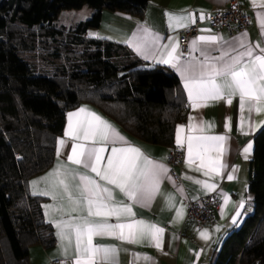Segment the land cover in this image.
<instances>
[{
	"label": "trees",
	"instance_id": "16d2710c",
	"mask_svg": "<svg viewBox=\"0 0 264 264\" xmlns=\"http://www.w3.org/2000/svg\"><path fill=\"white\" fill-rule=\"evenodd\" d=\"M151 0H0V264H29V250L56 244L42 196L29 181L56 159L67 112L91 105L130 136L173 146L186 96L177 75L126 45L88 37L104 10L142 17ZM93 9L70 27L66 10ZM255 210L227 239L216 264H264V128L250 168Z\"/></svg>",
	"mask_w": 264,
	"mask_h": 264
},
{
	"label": "crops",
	"instance_id": "0c3cea01",
	"mask_svg": "<svg viewBox=\"0 0 264 264\" xmlns=\"http://www.w3.org/2000/svg\"><path fill=\"white\" fill-rule=\"evenodd\" d=\"M228 0H151L142 17H135L123 13H115L104 10L102 13L101 24L97 29H92L88 32V37L113 41L119 44L126 45L136 56L150 65H161L171 69L179 78L181 87L185 93L187 100V108L185 111V118L179 122L175 128L174 144L173 146L155 145L145 143L127 134L121 126L113 120L105 116L99 109L91 105H82L75 108L66 114V122L62 136L57 143L56 159L53 166L45 173L32 178L28 185L27 191L31 195L34 191H55L57 199L53 200L51 195H36L45 198L43 202V213L45 220L52 225L56 236V244L53 248H46L42 245L32 246L29 250V264H54L56 260H65L67 264H71V257L74 254V249H69L68 258L66 259L61 253V242L57 236V229L51 220L59 221L61 219H69L66 214L70 206L63 196L60 188H52L51 183H39L36 188L33 187V181H42L49 173L53 172L57 165H66L69 169H77L81 173L90 175L102 185L113 189L114 202L123 201L124 203H131L127 201L126 197L115 189L113 185H107L101 181L99 177L90 171H87L79 165H73L67 157L71 154V148L74 141L71 137L66 135L69 128V116L73 113H80L81 109L86 111L80 113L79 116H72L71 123L76 125L78 120L91 119L90 113L102 117L119 131L125 137L129 144L133 147L139 148L149 159L165 165L168 169V176L161 180L159 191L155 198L147 206L142 204H134L132 206L133 213L131 218H122L121 223H129L132 220L144 221L146 224H154L164 230L162 236V246L157 248L154 244H149L147 241L140 244H130L115 239L114 237H95L93 243L103 246H114L118 249V262L116 256L109 257V264H216L219 255L231 234L242 227L248 217L253 215L255 210V196L250 190V168L254 159L255 153V137L264 128V113L251 114V122H249L248 106L246 102L245 110L243 112L244 124L243 130L241 128V113L239 110V97H234L231 105L226 103V100H209L207 106L193 109L188 98L187 90L184 87V81L180 74L167 64L157 63L160 59L157 54L155 59H145L137 51V47H143L148 54L152 55L153 49L158 50L159 53H166L173 43L178 42V49L176 55L180 57L181 63L186 62L191 57L202 61L204 57L201 55L200 49L205 50L211 56L216 57L221 54L222 49L229 46L237 45V42L244 39L245 42L253 46L259 44L264 48V29L260 26V19L264 18V0H256V6H253L252 0H243L245 11L251 16V25L246 30L237 31L230 34L225 29H215L207 21V16L216 10ZM93 14V10H92ZM168 14L176 16L191 15L195 22L200 21L199 33L197 37L190 42L191 55L182 57L179 45V38L181 32L186 27H177L173 30L169 26ZM203 17V18H201ZM194 22V23H195ZM193 23H189L190 26ZM187 26V27H188ZM145 29H148L153 35H158L161 39L155 43H151V37H147ZM200 36H216L221 38L217 44L197 43L196 50H193V40H199ZM227 42V43H225ZM241 51L243 49H240ZM259 53V49H255ZM233 55L236 53L233 52ZM230 118V120L226 119ZM201 121L204 122V131L201 133L197 130H190L188 125H199ZM251 123V126H250ZM183 126L184 131L180 133L182 143L178 144L177 135L178 129ZM226 136L227 152L221 157V163L226 167L222 170L220 176L212 174L205 176L206 169L200 168V159L196 158V150H193V163H188L187 151V137L188 136ZM60 140H64V146L61 147ZM77 143H84L77 141ZM251 145L248 152L244 150ZM126 147L125 144H104L106 151L104 152V159L101 162V168L106 167L107 159L111 155V148ZM174 146L183 148L185 158L180 166L171 168L168 164L169 154ZM208 157L213 160L216 157L215 152H210L205 157L207 164ZM228 175L233 176L232 180H228ZM207 182L208 184H215L214 191L208 190L197 184L195 181ZM66 181L73 186V195H76L75 185L79 182L78 178L73 180L71 175L66 177ZM212 193L218 194L222 199V204L217 212L218 222L215 225L207 227H198L197 225L188 221V206L189 200H197L205 195ZM171 197V202H169ZM227 200V203L225 202ZM243 201L244 209L237 224L231 221L235 216L237 205ZM48 206L61 207L65 212L52 211ZM181 212L178 218L177 213ZM81 209L76 213H72L73 217L85 215ZM109 223H117L114 217L110 218ZM219 228V231L217 229ZM207 231L209 239L205 240L201 237V232ZM139 257H150V261L144 259H136ZM240 264V263H237Z\"/></svg>",
	"mask_w": 264,
	"mask_h": 264
},
{
	"label": "snow or ice",
	"instance_id": "6c2138e0",
	"mask_svg": "<svg viewBox=\"0 0 264 264\" xmlns=\"http://www.w3.org/2000/svg\"><path fill=\"white\" fill-rule=\"evenodd\" d=\"M253 6H256V0H252ZM203 18V17H201ZM260 19V26L264 29V18ZM169 26L175 30L177 27H187L189 23H194V18L189 15L176 16L168 14ZM147 37H151V43H157L161 37L153 35L148 29L144 30ZM264 35V31H262ZM221 38L216 36H200L199 40H193V50H196L197 43L217 44ZM227 43V42H225ZM178 42L173 43L166 53H159L153 49L152 55L143 47H137V51L145 59H155L157 54L160 59L157 63L167 64L174 68L182 77L184 87L187 90L188 98L193 109L207 106L209 100H226L230 106L234 97H239V110L241 113V128L243 130L246 102H249V122L251 114L264 113V48L259 44L255 49L248 45L244 39L237 42V45L229 46L221 51L219 56L213 57L208 52L200 49L204 57L202 61L191 57L186 62L181 63L180 57L176 55ZM240 49H243L242 51ZM236 54L233 55L232 53ZM81 109L80 113L85 112ZM80 113H73L69 116V128L66 135L74 141L71 148V154L67 160L73 165L82 166L83 169L95 173L101 181L107 185H113L120 193L131 203L123 201L114 202L113 189L99 183L90 175L79 172L77 169H69L66 165H57L56 169L43 178L42 181H33L34 189L39 183H51L52 188H60L63 196L66 197L70 209L67 211L69 219L59 221L51 220L57 229V236L61 242V253L67 259L69 249H74L71 257V264H109V257L116 256L118 262V249L114 246L96 245L93 243L95 237H114L122 242L130 244H140L147 241L161 248L162 236L164 230L154 224H146L144 221L132 220L129 223H121L122 218H131L134 204L147 206L155 198L159 191L160 182L168 176L169 169L161 164L149 159L139 148L133 147L123 137L113 125L95 113H90L91 119L78 120L76 125L71 123L72 116H79ZM230 120V118H226ZM251 126V123H250ZM264 126V125H260ZM190 130L204 131V122L199 125L189 124ZM184 128L178 129L177 142L182 143L180 133ZM227 137L217 136H188L187 151L188 163L193 161V150H196V158L200 159L201 168L205 176L215 174L220 176L222 170L226 167L221 163L220 157L227 152ZM83 141L84 143H77ZM61 147L65 141L60 140ZM125 144L126 147L111 148V155L107 159L106 167L101 168V162L104 159L106 151L104 144ZM251 145L245 148L247 153ZM215 152L216 157L213 160L208 157V163H205V157L208 153ZM71 175L73 180L78 178L75 185L76 195H73V186L66 181V177ZM228 180L234 177L228 175ZM197 184L208 190L214 191L215 184L195 181ZM35 195H51L53 200L57 199L55 191H34ZM169 197V202H171ZM227 203V200L225 201ZM52 211L65 212L63 206H48ZM83 210L85 215L72 216L79 210ZM244 209V202L237 205L235 216L232 219L233 224H237ZM181 212L177 213L178 218ZM114 217L117 223H109V219ZM219 231V228L217 229ZM201 237L209 239L207 231L201 232ZM150 261V257H139Z\"/></svg>",
	"mask_w": 264,
	"mask_h": 264
},
{
	"label": "built area",
	"instance_id": "2783aa9c",
	"mask_svg": "<svg viewBox=\"0 0 264 264\" xmlns=\"http://www.w3.org/2000/svg\"><path fill=\"white\" fill-rule=\"evenodd\" d=\"M207 21L215 29H225L230 34L240 30H246L251 25V16L245 11L243 0H228L222 7L207 16ZM200 21H196L186 27L180 35L179 45L182 57L191 55L190 42L199 33ZM185 158L183 148L174 146L169 154L168 164L171 168L180 166ZM222 204L221 197L212 193L197 200H189L188 221L198 227L215 225L218 222L217 212ZM54 264H67L65 260L59 259Z\"/></svg>",
	"mask_w": 264,
	"mask_h": 264
},
{
	"label": "rangeland",
	"instance_id": "374dc122",
	"mask_svg": "<svg viewBox=\"0 0 264 264\" xmlns=\"http://www.w3.org/2000/svg\"><path fill=\"white\" fill-rule=\"evenodd\" d=\"M92 8L89 6H84L81 9H73V10H66L63 11L57 22L64 24L68 27H70L71 25L81 22V21H85L88 20L89 18L92 17Z\"/></svg>",
	"mask_w": 264,
	"mask_h": 264
}]
</instances>
